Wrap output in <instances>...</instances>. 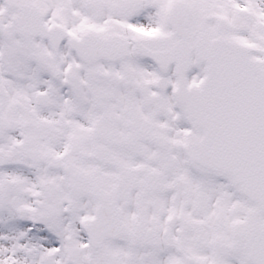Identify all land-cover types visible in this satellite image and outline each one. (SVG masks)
Listing matches in <instances>:
<instances>
[{
  "label": "snow or ice",
  "instance_id": "6c2138e0",
  "mask_svg": "<svg viewBox=\"0 0 264 264\" xmlns=\"http://www.w3.org/2000/svg\"><path fill=\"white\" fill-rule=\"evenodd\" d=\"M0 264H264V0H0Z\"/></svg>",
  "mask_w": 264,
  "mask_h": 264
}]
</instances>
